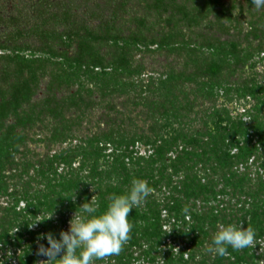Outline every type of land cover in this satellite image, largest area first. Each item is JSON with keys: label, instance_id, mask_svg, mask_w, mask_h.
Segmentation results:
<instances>
[{"label": "trees", "instance_id": "16d2710c", "mask_svg": "<svg viewBox=\"0 0 264 264\" xmlns=\"http://www.w3.org/2000/svg\"><path fill=\"white\" fill-rule=\"evenodd\" d=\"M3 1L0 264H46L38 237L58 238L93 195L104 211L134 178L154 191L120 254L95 264H264V10ZM229 224L253 246L206 251Z\"/></svg>", "mask_w": 264, "mask_h": 264}, {"label": "clouds", "instance_id": "9594fccd", "mask_svg": "<svg viewBox=\"0 0 264 264\" xmlns=\"http://www.w3.org/2000/svg\"><path fill=\"white\" fill-rule=\"evenodd\" d=\"M251 4L256 11L264 10V0H251ZM153 191L146 180L134 178L125 193L110 197L104 211H100V204L93 195L80 205L79 211L76 210L69 221L68 230H61L58 238L51 232L38 237L46 239L47 246L39 244L37 254L46 257L42 261L46 264H95L97 260L119 255L133 227L129 214L141 206ZM183 211L187 214L189 209L184 208ZM53 213L46 219H51ZM46 219H37L29 226ZM254 236L253 230L243 225H220L212 239L214 247L206 251L223 256L229 246L233 250L253 246Z\"/></svg>", "mask_w": 264, "mask_h": 264}, {"label": "rangeland", "instance_id": "374dc122", "mask_svg": "<svg viewBox=\"0 0 264 264\" xmlns=\"http://www.w3.org/2000/svg\"><path fill=\"white\" fill-rule=\"evenodd\" d=\"M20 1H22V0H4L2 4H7L9 6V8H12L15 2L19 3ZM161 59H163V58H161ZM150 69H151V67H148V70H150ZM96 115L98 116L99 113L96 114ZM146 264H148V263H146Z\"/></svg>", "mask_w": 264, "mask_h": 264}]
</instances>
